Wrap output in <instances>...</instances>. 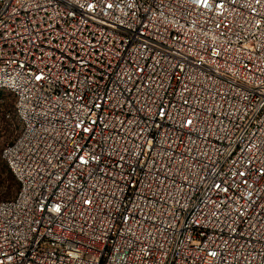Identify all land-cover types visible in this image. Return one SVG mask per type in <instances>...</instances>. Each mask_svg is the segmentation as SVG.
I'll list each match as a JSON object with an SVG mask.
<instances>
[{
    "label": "built area",
    "instance_id": "1",
    "mask_svg": "<svg viewBox=\"0 0 264 264\" xmlns=\"http://www.w3.org/2000/svg\"><path fill=\"white\" fill-rule=\"evenodd\" d=\"M0 89V264H264V0H0Z\"/></svg>",
    "mask_w": 264,
    "mask_h": 264
},
{
    "label": "rangeland",
    "instance_id": "2",
    "mask_svg": "<svg viewBox=\"0 0 264 264\" xmlns=\"http://www.w3.org/2000/svg\"><path fill=\"white\" fill-rule=\"evenodd\" d=\"M13 95L5 89H0V160L2 148L10 142L19 130V122L14 115ZM5 113H9V118H5ZM4 188L0 186V200L4 198Z\"/></svg>",
    "mask_w": 264,
    "mask_h": 264
},
{
    "label": "trees",
    "instance_id": "3",
    "mask_svg": "<svg viewBox=\"0 0 264 264\" xmlns=\"http://www.w3.org/2000/svg\"><path fill=\"white\" fill-rule=\"evenodd\" d=\"M1 185L5 190L4 198L10 199L15 196L18 190V182L4 160H0V186Z\"/></svg>",
    "mask_w": 264,
    "mask_h": 264
}]
</instances>
